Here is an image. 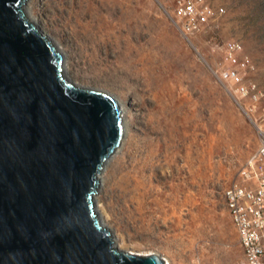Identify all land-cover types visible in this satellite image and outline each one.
Masks as SVG:
<instances>
[{"label": "rangeland", "instance_id": "obj_1", "mask_svg": "<svg viewBox=\"0 0 264 264\" xmlns=\"http://www.w3.org/2000/svg\"><path fill=\"white\" fill-rule=\"evenodd\" d=\"M176 1L27 0L38 22L26 18L62 55L64 78L111 97L127 120L93 199L119 251L245 264L224 190L256 131L214 72L218 47L238 41L264 93V0H209L224 14L189 40L175 26Z\"/></svg>", "mask_w": 264, "mask_h": 264}, {"label": "water", "instance_id": "obj_2", "mask_svg": "<svg viewBox=\"0 0 264 264\" xmlns=\"http://www.w3.org/2000/svg\"><path fill=\"white\" fill-rule=\"evenodd\" d=\"M25 3L0 0V264H164L119 251L100 226L93 199L121 109L64 78Z\"/></svg>", "mask_w": 264, "mask_h": 264}, {"label": "built area", "instance_id": "obj_3", "mask_svg": "<svg viewBox=\"0 0 264 264\" xmlns=\"http://www.w3.org/2000/svg\"><path fill=\"white\" fill-rule=\"evenodd\" d=\"M222 14L224 9L213 7L209 0H177L173 19L180 34L189 40ZM218 52L220 61L214 74L256 131L255 149L237 179L224 190L225 205L245 264H264V93L249 78L255 66L238 41H225Z\"/></svg>", "mask_w": 264, "mask_h": 264}, {"label": "bare ground", "instance_id": "obj_4", "mask_svg": "<svg viewBox=\"0 0 264 264\" xmlns=\"http://www.w3.org/2000/svg\"><path fill=\"white\" fill-rule=\"evenodd\" d=\"M26 3H27V0H26ZM26 3H25V5H24V12H25V16H26V14H27V16L28 17H30L31 18V20H34L35 22H38V20L36 19V17L35 16H33L32 14H31V12H30V9H29V7L27 6L26 7ZM26 7V8H25ZM26 16V17H27ZM30 21V20H29ZM31 22V21H30ZM32 23V22H31ZM33 24L35 25V23L33 22ZM35 27H36V25H35ZM37 29V28H36ZM39 31V30H38ZM40 32V31H39ZM62 69H63V72L68 76L69 75V73H68V69L67 68H65V67H63V65H62ZM121 112H122V114H123V111H122V109H121ZM122 122H123V126H124V131L126 130V127H127V125H128V123H127V120H125V124H124V116H122ZM120 148V147H119ZM118 148V149H119ZM118 149L106 160V162L104 163V165H103V167H102V169H101V171H100V173H99V175H98V181H99V185L98 186H100L99 187V191L100 190H102V189H105V179H104V173L107 171V166H108V164L115 158V156L114 155H116L119 151H118ZM95 200L97 201V203L98 202H100V196H96L95 197ZM100 207H102L101 205L100 206H98L97 204H94V209H95V211H97L98 213H99V215L101 216V222H100V220H99V224H100V226L102 227V228H105V229H107L106 227V220H105V217H104V215L102 214L103 212H104V210H100ZM108 230V229H107ZM113 244H114V246H115V248H117L118 250H120L119 249V245L117 244V242L115 243V242H113ZM132 254V253H131Z\"/></svg>", "mask_w": 264, "mask_h": 264}]
</instances>
